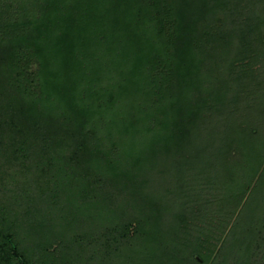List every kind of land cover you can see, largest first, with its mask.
Masks as SVG:
<instances>
[{"label": "trees", "instance_id": "1", "mask_svg": "<svg viewBox=\"0 0 264 264\" xmlns=\"http://www.w3.org/2000/svg\"><path fill=\"white\" fill-rule=\"evenodd\" d=\"M259 60L264 0H0V264H146L127 224L102 225L148 212L172 245L163 172L264 223ZM15 167L37 202L66 185L81 224L21 215Z\"/></svg>", "mask_w": 264, "mask_h": 264}, {"label": "rangeland", "instance_id": "2", "mask_svg": "<svg viewBox=\"0 0 264 264\" xmlns=\"http://www.w3.org/2000/svg\"><path fill=\"white\" fill-rule=\"evenodd\" d=\"M261 60H259V64L256 67L264 74V64ZM11 171L12 176L8 181L12 182L16 179L19 184L22 183L20 188L14 187L17 192L15 194L17 196V204L15 205L21 215L28 210L31 212L26 219H33L37 222L39 220L45 222L49 219H58L56 221L58 226L65 230L67 225L69 227L78 226L81 224L79 221L85 219L82 211L75 210L72 207L76 200L70 194V191L66 189V185L60 186L55 190L54 186L49 184L54 193L58 194V198L55 200L56 206L54 201L51 204H47V202L43 204L37 202L38 199L34 198L35 196L32 194L36 186L34 181L39 177L37 170L22 174V170H18L15 167V170L12 168ZM165 173L163 172V176L168 180H166L167 182L161 180V184H163L158 196L167 197L170 202L169 205H171L163 218L166 222L163 225V229L170 234L172 239L175 238L171 241L172 245H168L166 239L161 242L156 241L158 245L165 247L163 248L165 250L161 251L162 253L157 250L153 251V245L157 244L151 241V230L155 222V219L151 218V214L147 212L144 216L134 214L130 218H125L120 212V217L123 216L122 219H124L121 223L115 225V222L114 224L106 222L102 226H107V229L110 227L113 229L114 226L122 227V225H128L127 230H130L138 243L127 245L125 252L129 251L130 253L135 249L133 253L134 260L141 258L146 264H264V223H260L261 220L257 221L255 219V225H259L257 227H254L253 223L246 224L245 219H240L237 208H233L229 203L225 202V197L222 200L224 202L216 204L215 193L206 184L199 186L192 183L193 185H191L195 188V191L192 192L193 188L189 186L185 188L184 184L181 185L182 188L175 177H168ZM183 180L192 182L194 178L190 173H186L183 176ZM24 182L28 184H25L26 187ZM43 186L49 187L46 184ZM239 190L241 189L239 188ZM159 201L165 204L163 200ZM157 208L160 212L159 207ZM241 221L243 222V227L240 225ZM166 224L168 226L176 225V229L169 232ZM97 226V224H94L88 232L99 233L98 231L101 230L102 226H99L100 228ZM252 227L255 228V232L252 234L253 237L251 236L250 240L247 241L245 233L250 230L248 228ZM121 233L123 234L124 232L121 230ZM113 236L116 237L117 234H113ZM176 237L180 239L176 240ZM232 246L237 249L236 252L238 253L233 254L232 257L229 255L228 258L227 251L229 252ZM163 253L166 254L165 258H163ZM171 256L174 257V261H171ZM195 256L197 260L194 259ZM127 258L133 259L132 254H129Z\"/></svg>", "mask_w": 264, "mask_h": 264}]
</instances>
